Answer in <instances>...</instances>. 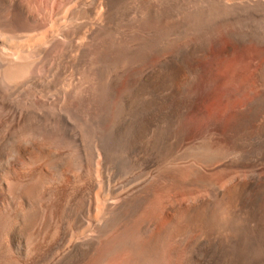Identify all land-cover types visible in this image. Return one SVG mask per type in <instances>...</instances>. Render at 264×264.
I'll use <instances>...</instances> for the list:
<instances>
[{
    "label": "bare ground",
    "instance_id": "obj_1",
    "mask_svg": "<svg viewBox=\"0 0 264 264\" xmlns=\"http://www.w3.org/2000/svg\"><path fill=\"white\" fill-rule=\"evenodd\" d=\"M212 100L223 127H208ZM182 122L202 132L173 157ZM230 155L250 164L220 185L176 166ZM201 248L212 264H264V0H0V264H185Z\"/></svg>",
    "mask_w": 264,
    "mask_h": 264
},
{
    "label": "rangeland",
    "instance_id": "obj_2",
    "mask_svg": "<svg viewBox=\"0 0 264 264\" xmlns=\"http://www.w3.org/2000/svg\"><path fill=\"white\" fill-rule=\"evenodd\" d=\"M230 2H232V1H234V0H229ZM236 1V0H235ZM173 20V19H172ZM162 24L161 25H163V26H165V25H168L169 23H171V24H173V22L169 19H165V20H163L162 22H161ZM176 26H178V25H176ZM117 28L119 29V26H117ZM136 30V31H135ZM130 34H129V33ZM132 32V33H131ZM165 32H167V31H165ZM120 33H122L123 35H126V36H133V35H135L136 33H137V29L136 28H133V30H125V34H124V31L123 32H121V31H119L118 32V34L120 35ZM132 34V35H131ZM191 37L186 33L185 35H183V37L181 38L182 39V41H181V39H179V40H177L175 43L173 42V43H170V44H167V45H165V39L164 38H162V40L161 39H159L160 40V42L158 43V41H157V43H158V45L161 47V49H160V57L157 55V54H152L151 55V57L149 56L146 60L147 61H152L153 62V64H155L156 62L157 63H160L164 58H168L169 57V55H170V52L172 51V49H173V47L174 46H178V45H183V44H185L186 42H188L189 41V39H190ZM164 42V43H162V42ZM162 46H164L163 48H162ZM164 50V51H163ZM163 51V52H162ZM162 52V53H161ZM149 59V60H148ZM207 67V65L206 64H201L200 65V69H199V71H198V73L196 74V76L194 77V80L193 81H195L194 83H193V85H192V92H193V95H194V97H195V100L193 101V104H192V107L195 105V104H197V102L202 98V96L205 94V92L204 91H206V84H208V82H209V79L207 78V77H209V73H208V69L206 68ZM126 68V67H125ZM221 70H218V77L221 79V82H218L217 81V85H219V87H220V85H221V87H222V84H223V82H225V80L229 77V75H228V69H227V71H226V69L224 70L226 73H224V71L222 72V68H220ZM221 73V74H220ZM207 74V75H206ZM225 74H227L226 76H225ZM226 78V79H225ZM223 79V80H222ZM225 79V80H224ZM205 80V81H204ZM227 81V80H226ZM197 85V86H196ZM194 86V87H193ZM216 86V85H215ZM204 90V91H203ZM200 94V95H199ZM212 103H210L209 105H211L210 107L212 108H216L214 105H216V102H214V100H212L211 101ZM207 105V104H206ZM225 108H226V110H225ZM204 109V108H203ZM217 110V116H218V120H217V118H216V120H217V122L219 121V120H221V119H224V117H226L227 118V114L229 115V113H228V110H227V107H225V105H223V104H220L217 108H216ZM247 109V108H246ZM212 110H214V109H212ZM241 111L243 110L244 112L246 111L245 110V108L243 107L242 109H240ZM203 113H204V116H207V112H206V110L204 111H202ZM206 114V115H205ZM220 115V116H219ZM222 115V116H221ZM226 115V116H225ZM219 118H221V119H219ZM214 121V120H213ZM215 123L214 122V126L215 127H213V125L212 126H208V127H210V129H212V128H216V127H219V125H220V123L221 122H218V123ZM222 122H224V121H222ZM216 124V125H215ZM218 125V126H217ZM183 126V127H182ZM221 127H223L222 126V124L220 125ZM226 126V125H225ZM224 126V127H225ZM186 127V128H185ZM207 127V128H208ZM180 128H181V131H182V134H184V132H185V134H184V136H185V138H184V141H182L180 144H179V146H178V149H177V151L179 150H183V152L182 151H180V152H177V153H175L176 155H173V157H177V155H179L181 152V154H183L184 153V149L186 150V148L188 147V148H190L192 145H194L195 146V144H196V142H197V140L198 139H196L197 137L199 138V136H200V134H201V130H199L198 128H197V131H201V132H197V131H195L196 129H194V130H191V128L188 126V129H187V125H186V123L185 122H182L181 123V126H180ZM185 128V129H184ZM256 128H258V127H256L255 126V128L254 127H249V128H246V130L243 128V129H241L239 132H237L235 135H231V137H229V139H228V132H225L224 130H220V133H221V131H222V133H221V135L222 136H224V137H226L227 136V139H228V149H230V150H236L237 149V146L236 145H239V144H241L242 142H247V140H250V138H251V136L252 135H254L255 136V134L257 133V131H259V130H261V129H257V130H255ZM190 129V130H189ZM203 129V128H202ZM209 129V128H208ZM247 129H248V131H247ZM254 129V130H253ZM183 130H185V131H183ZM195 131V132H194ZM251 131H255V132H250ZM193 132V133H192ZM246 132H248V133H246ZM200 133V134H199ZM253 133V134H252ZM156 134V132H154L153 133V143L155 142V140H156V138H157V134ZM247 134V135H246ZM155 135V136H154ZM199 135V136H198ZM250 135V136H249ZM193 136L195 137V139L193 138ZM197 136V137H196ZM233 136V137H232ZM249 136V137H248ZM254 136H252V138L254 137ZM192 137V138H191ZM247 137H248V139H247ZM238 138V139H237ZM251 138V139H252ZM232 139V140H231ZM242 140V141H241ZM230 141H231V143H230ZM241 141V142H240ZM193 142H194V144H193ZM237 142V143H236ZM239 142V143H238ZM190 144H192V145H190ZM190 146V147H189ZM186 147V148H185ZM180 148V149H179ZM232 148V149H231ZM234 148V149H233ZM157 155H158V151L156 150V149H153V162L157 159ZM143 156H145V153L144 152H142V153H140V155L138 154L137 156H135L136 157V159L138 158H140L141 157V159H142V157ZM101 157H103L101 154H100V156H99V158L97 159V167H99V170H101V169H103V167H102V164H103V158H101ZM151 157V156H150ZM121 158H129V154L127 155V153L126 154H122L121 155ZM152 158V157H151ZM232 158V159H231ZM234 161V157H233V155L231 156H229V159H228V157L227 158H225L224 160H221L218 164H216V165H213V166H210V167H208V166H206V165H204L202 162H200V161H198V160H196V158H193V157H191V158H189V159H187L186 158V160H184V161H179V162H177V164H176V166L179 168H185V167H188V166H190V164L192 163L193 164V162L194 163H196L197 165H198V167H200L201 168V170H202V173H204L205 175H210V176H215L216 175V178L214 179L215 180V182L218 184V185H220V184H222V182H223V178L222 177H217V175L219 174V173H221V175L223 174V172H224V174H223V176L225 175V177H224V179L226 178V176L227 175H229V176H227V177H230V176H232V174H234V171L235 172H237V170H235L236 168H237V166H238V170L241 168V172L240 171H238V172H240V173H242V170H243V173L242 174H244V173H246V171H247V168L249 167L248 165L250 164V162L248 161V160H246V162L244 161V162H241V163H243V164H241L240 162H237L236 163V161L235 162H233L232 163V161ZM197 161V162H196ZM249 162V163H248ZM199 163V164H198ZM237 166H236V165ZM111 166V165H110ZM114 166V165H113ZM236 168H235V167ZM240 167V168H239ZM111 168L112 169H114L112 166H111ZM152 169V168H151ZM154 169V168H153ZM152 169V170H153ZM163 171V170H162ZM139 172V173H138ZM141 172L142 171H139V170H137V172H136V170H135V177H139L140 176V174H141ZM200 179V176H198V178L196 179L195 178V180H193L194 182H195V184H196V182H197V184H198V180ZM219 179V180H218ZM197 180V181H196ZM218 182H217V181ZM196 186V187H195ZM192 188H194V189H197V190H194V191H196V193H198V195H207V194H209V191H208V188H202V189H198L197 188V185H194V186H192ZM203 190V191H202ZM201 192V193H200ZM207 192V193H206ZM176 193H179V192H176ZM205 193V194H204ZM177 195V194H176ZM201 195V196H202ZM103 195L101 194V192H99L98 194H97V197L99 198V199H101V197H102ZM177 196H180V194H178ZM93 218V216H90V222H91V224L94 222L93 220H92V218ZM88 221V222H89ZM90 222H89V224H90ZM85 227H83V229H84ZM72 229V228H71ZM77 229V230H76ZM82 229V227L81 228H77V227H75V226H73V229H72V231H73V235H74V237H76V236H78L79 234H80V232H82L83 231V229ZM243 231V230H242ZM242 231H237L236 232V235L238 234V235H241V233H242ZM177 243L178 241H177V239L176 240H174V243ZM202 250L200 251V253H198V254H194V255H187V257L185 258V260H186V263L185 264H212V262H209V259L207 258V254L209 253V249L207 248H201ZM198 260H197V259ZM174 259H175V257L173 256V259H172V255H171V258H170V255H169V258L167 259V263H170L171 261H174ZM196 259V260H195ZM189 260V261H188ZM29 261H31V260H29ZM29 261H27L28 263L27 264H30V262ZM51 259H45V258H39V259H36L35 260V262H40L41 264H50L51 262ZM169 261V262H168ZM32 262V261H31ZM191 262H193V263H191ZM225 263L227 264L228 263V261H226L225 260Z\"/></svg>",
    "mask_w": 264,
    "mask_h": 264
}]
</instances>
